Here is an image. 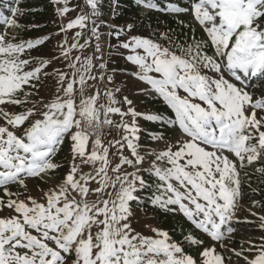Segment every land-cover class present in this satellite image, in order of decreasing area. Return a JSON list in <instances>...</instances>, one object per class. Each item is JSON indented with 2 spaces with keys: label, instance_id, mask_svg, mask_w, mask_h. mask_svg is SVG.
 I'll return each mask as SVG.
<instances>
[{
  "label": "snow or ice",
  "instance_id": "snow-or-ice-1",
  "mask_svg": "<svg viewBox=\"0 0 264 264\" xmlns=\"http://www.w3.org/2000/svg\"><path fill=\"white\" fill-rule=\"evenodd\" d=\"M70 2L51 0L56 33L23 39L9 30L41 26L20 23V0H0V211L11 213L0 216V264H264V236L246 248L228 247L234 225L264 231V215L258 223L236 215L246 169L261 163L255 171L264 178V87L252 84L264 80V0H135L147 10L191 14L203 37L182 20L190 35L109 25L105 16L120 15L121 0ZM61 33L58 54L31 55ZM113 54L131 69L109 68ZM55 61L66 62L67 71H47ZM117 74L142 84L136 91L172 115L137 111L127 95L117 99ZM48 79L55 91L46 99L40 92ZM256 87L258 95L250 90ZM140 120L158 123L148 133L157 148L140 144ZM65 144L68 170L52 183L64 167L55 157ZM29 179L49 187L33 196ZM141 201L186 218L192 228L182 230L183 244L166 230L136 231Z\"/></svg>",
  "mask_w": 264,
  "mask_h": 264
},
{
  "label": "rangeland",
  "instance_id": "rangeland-1",
  "mask_svg": "<svg viewBox=\"0 0 264 264\" xmlns=\"http://www.w3.org/2000/svg\"><path fill=\"white\" fill-rule=\"evenodd\" d=\"M179 2L183 5H187L188 0H179ZM20 3H24L25 5L28 4V0H20ZM81 3V0H71L70 2V7L73 5H77ZM135 3V2H134ZM136 4V3H135ZM107 8L105 9V12H107ZM158 10H147L144 9L143 7L137 8V12H132L129 16H127L125 19H123L120 24H117L118 22L111 16L110 14L105 17V19L108 20L109 25L112 24H117V25H125L128 22H133L137 25L136 31L139 34L142 35H149L150 33H153L155 30L159 31H165L168 29L167 27V18H172L176 15L174 14H169L167 13L166 15L165 12H161V14L155 13ZM79 12V8H77L75 11H70L67 16L64 18V23H67L69 20L73 19L76 17V15ZM7 14V12H6ZM179 16L184 20L185 24H191L193 28H195V35H199L200 37L204 36V33L200 30L199 26L194 22L193 17L191 14H179ZM50 23L45 26V28L40 30V33H38L40 36L47 35L49 33H56L58 31L57 25L59 24V18L56 16L55 13H49L48 15ZM56 21L57 23L54 24L53 21ZM10 33L12 34H17L19 32L18 28H13L9 30ZM77 31V29H72L67 32V37H68V42L69 44L72 43V37ZM101 31H106V29L102 28ZM65 34L61 33L60 35H52V38L46 42V44L37 52L33 53L31 52L32 56H38V57H43V58H50L51 56L58 54V48L57 45L59 42H61L64 39ZM87 37V30H85V38ZM108 41L109 45H112V42L109 40V37H104ZM83 43V38L80 41ZM80 53L77 50H73L72 56L79 55ZM91 54V49H86L85 50V55ZM127 54V53H125ZM107 59V54L106 57ZM113 62L110 63L109 68H118L117 64H120L124 67L121 69H131V65H129L122 57H118L115 54H113ZM116 60H118V63H116ZM66 62L62 63L61 61H55L53 65H51L47 71L51 72L53 68H61L65 71H67L66 68ZM115 82L117 86H120L122 91L117 95V99H120L122 96L127 95L130 99L133 100L134 106L136 107L137 111L141 112H154L152 103L153 99L148 98L143 96L142 94H139L136 90L138 87H142V84H138L136 81L133 80L131 76H127L124 74H117L115 77ZM45 86L41 89L40 95L47 98H51L55 88L54 84L55 81L52 79H48L47 81L44 82ZM91 83V82H90ZM253 85H260L261 87H264V80H257L254 79L252 81ZM111 87V86H110ZM251 91H255L257 95L260 92V87L256 88H250ZM103 99V98H102ZM19 108L16 107H6V111L9 112H16L19 111ZM167 110H169L167 108ZM167 111H164L162 115H164ZM114 119H119L118 116L113 117ZM142 129L144 130L141 133V140L140 144L145 146V147H151V148H157V144L153 141L147 142L145 138V133H149L151 131H155L152 129L151 125L149 124L150 122L140 120L139 121ZM4 124V121L0 119V125ZM169 135H174V133L169 132ZM66 148H63L61 150L62 154H57L55 157L57 162H60L64 165L61 169L58 170L59 175L56 177L52 183H59L60 179L64 176V174L68 170V164L67 161L70 159L69 156V149L67 144H65ZM160 147H163L160 145ZM262 166L261 163H255L253 166H250L246 169L248 172V177L244 178V184H243V192L244 195L241 199L240 202V208L237 210L236 215L239 217L241 221L245 220V218L248 221H255L258 223V216L259 215H264V207H257L255 204H253V201H255L258 197L259 200L261 198V204L264 205V189H263V184H260L257 180L256 177L259 179L261 178L260 175L258 174L255 169ZM88 169H85L87 171ZM131 170V169H129ZM28 184V190L33 196H39V188H44L45 190L49 187L47 184H42L40 181L36 179H29L27 181ZM249 184L251 187H249ZM18 186H12L11 190L16 191ZM252 189H258V191L253 192ZM3 195V192L0 191V196ZM23 198V197H21ZM144 201H141L142 207L138 208L135 212V216L133 218V227L136 229V231L143 233L144 235H155L153 232H151L150 228L155 227L158 229L166 230L170 232L169 228H165L162 226V220H161V211L158 210H153L151 209L150 206H146L143 204ZM249 209L251 211H249ZM252 213H257V216H253ZM11 215V213L7 210L0 211V216H7ZM170 216L173 219H178L176 221L179 222H185L184 225L188 224L186 231L190 230L192 226L190 225L189 222L186 221V218H184L181 214L179 217L177 214H170ZM234 227H237V232L233 234V242L228 245L229 248H234L239 250L241 247V244L243 243V246L246 248L248 247V241H252L253 243L258 244L260 242V237L264 236V231H261L258 227H255L253 224H246V223H240L238 225H234ZM170 234V233H169ZM200 238L205 241L206 245H209L212 243V241L206 236V234H199ZM171 239L174 241H179L178 239L172 237L170 235ZM181 242V241H179ZM217 249L219 250V245H217ZM195 254V253H193ZM227 255V253H225ZM235 259V257H233ZM240 264H243V261H240Z\"/></svg>",
  "mask_w": 264,
  "mask_h": 264
},
{
  "label": "trees",
  "instance_id": "trees-1",
  "mask_svg": "<svg viewBox=\"0 0 264 264\" xmlns=\"http://www.w3.org/2000/svg\"><path fill=\"white\" fill-rule=\"evenodd\" d=\"M3 2L11 3L12 0H3ZM134 2H135V0H121V5H122V7L120 9L121 14L114 17L115 20L118 22L117 24H120V22L123 19H125L127 16H129L133 11L137 12L138 6ZM157 2L161 6H166L167 3L175 2V0H157ZM19 6L24 10V15L19 17L21 24H24V25L37 24V25H40L41 27H39V28H25V29H19L18 28L19 32L16 35L19 38H23V39L40 37V35L38 34V33H40V30L41 29L43 30L45 28V26L50 23L49 18H48L49 13H51V12L55 13V6L51 3V0H28L27 5H25L24 3H20ZM155 13L161 14V11H156ZM166 14L167 13H165L164 15H166ZM105 17H107V15ZM181 20L184 21L179 15H176L172 18H167L168 29L174 30L177 34L188 33L190 35L191 33L189 32V29L180 25L179 21H181ZM184 24H185V22H184ZM197 37H200V36L197 35ZM110 41L112 42V44H115L117 42L115 37H110ZM43 46H40L38 48V50L41 49ZM32 52L35 53V52H37V50H33ZM116 63H118V60H116ZM117 67L121 69L124 66L117 64ZM152 106L154 109L153 113L162 114V113H164V111H167L164 114L165 116L172 115L170 110H167V107L160 100H154L152 103ZM149 124L151 125L152 129L157 130L158 123L150 122ZM160 130L163 131V129H160ZM145 134L146 135H145L144 139L147 142H149L150 139L148 137V133L146 132ZM63 148H66V147H63ZM59 154H62L61 151L59 152ZM256 175H259V174H256ZM256 178L258 179L257 181L260 184L264 185V182H262V180H264V178H262V177L260 179L258 177H256ZM263 189H264V186H263ZM263 195H264V193H263ZM255 201L261 202V198L259 200V197H258ZM143 204L146 206H150V205L146 204L145 202H143ZM151 209L157 210V209H154L153 207H151ZM158 211H160V210H158ZM177 215L179 217L181 216V214H177ZM160 216H161V220H162V226L165 228L166 227L169 228L170 229V232H169L170 235L172 237L178 239L179 241H181V243L183 244L182 230L186 231L188 224L184 225L185 222L176 221L178 219H173L170 216V214H165L162 211H161ZM196 234L199 236L200 232L197 231ZM185 251H191V249L186 247Z\"/></svg>",
  "mask_w": 264,
  "mask_h": 264
}]
</instances>
